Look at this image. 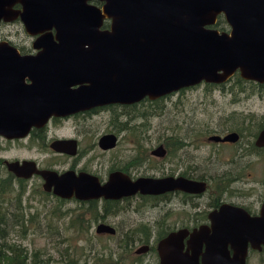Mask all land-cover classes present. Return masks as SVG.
Returning <instances> with one entry per match:
<instances>
[{"label": "water", "instance_id": "1", "mask_svg": "<svg viewBox=\"0 0 264 264\" xmlns=\"http://www.w3.org/2000/svg\"><path fill=\"white\" fill-rule=\"evenodd\" d=\"M89 1L0 0V20L18 17L27 33L38 34L34 55L19 54L0 41V136L23 137L51 115L153 100L201 82L221 83L235 71L242 79L264 83V0H98L100 6ZM16 3L20 9L13 7ZM218 14L227 32L212 27ZM25 77L31 82L24 83ZM114 140L104 134L98 145L111 147ZM258 140L264 143V129ZM64 144H70L72 154L73 141ZM4 164L15 177L38 174L44 191L66 199L198 192L204 186L184 177L131 179L120 171L100 183L90 173L38 170L30 160ZM261 214L245 225L251 247L264 244L263 209ZM96 231L113 233L114 228L102 224ZM234 249L244 264V242Z\"/></svg>", "mask_w": 264, "mask_h": 264}, {"label": "flooded vegetation", "instance_id": "2", "mask_svg": "<svg viewBox=\"0 0 264 264\" xmlns=\"http://www.w3.org/2000/svg\"><path fill=\"white\" fill-rule=\"evenodd\" d=\"M89 2L96 6L101 5L98 0ZM13 7L20 9L18 3ZM219 18L224 21L222 15L218 14L212 27L218 31L227 32L228 26L225 22L222 28H219L220 25L215 26ZM14 21L21 24L23 32L31 39L29 48L22 47L20 49L9 41H0H6L15 47L19 54H36L37 49L32 47V42L38 34L27 33L18 17L11 21L0 20V24ZM107 24L106 21L103 26L107 27ZM233 77L236 79L232 83L230 81ZM23 81L24 83L31 82L26 77ZM245 85L249 87L247 90L249 94L259 91L258 95H260L264 90V83L242 79L235 71L221 83L205 85L204 82H201L180 88L153 100L146 98L150 101H157L169 97L172 93L197 86L211 91L210 95L213 98L208 103L210 108L206 109L205 123H202L199 128L191 127L187 131V133L197 136L195 144L183 138L182 144L178 147L189 145L199 149L206 146V152L200 151L197 157L190 154V159L186 158L184 156L186 152H184L182 157L174 158L170 152H174L177 148L172 150V132L164 137L163 142H155L152 145L149 140L148 145L144 146L137 131L129 130V127H133V125L128 120L122 122L125 123L124 127L118 129L114 122L115 118H108L106 122L104 121L102 124L105 126V131L97 134L95 138L92 137L89 141V117L92 114L114 105L118 107L134 106L142 100L140 99L131 104H105L62 116L51 115L43 125L31 126L23 137L5 138L0 136V172L4 177H8L7 172H9L14 179H22V182L28 183L27 188L30 187L32 181H36L39 191L44 190L42 189L43 181L38 174L32 173L26 178L15 177L12 172L6 169L4 162L18 161L20 163L22 160H30L34 162L35 168L38 170H49L58 174L64 171H73L75 174L78 172L90 173L97 176L100 183L115 171L123 172L131 179L173 176L202 182L204 186L198 192H185L176 189L158 195L134 194L120 199H95V203L100 206V208L96 206L95 210L89 209L92 204L89 199L79 200L71 197L83 206H79L73 211L60 212L62 215L60 219L66 220L63 230H70L76 235L86 234L87 240H84V248H86L89 235H116L115 228L106 219V214L110 212L106 202L131 199L130 202H132L139 197L163 198L166 201V209L153 212L155 214L153 218L141 224L137 245L131 249V252L137 256L136 264H239V254L233 248L236 247V244L239 245L243 242V263L264 264V244L259 243L257 246L251 247L250 242L247 241L250 229L249 226L245 227L250 224L251 219L263 215L261 214L262 209L264 213V143L258 140L259 133L264 129V112L250 109L246 102L248 99L240 97L245 90ZM215 90L217 96L213 94ZM209 110H213L212 114L209 113ZM210 124H213V127ZM78 125L86 130L79 128ZM104 134L114 136L113 146L101 148L98 145L100 137ZM211 136H219L220 140H213ZM225 136H228V140H221ZM64 141L67 143L73 141L72 154L70 153V144L65 145ZM119 141L123 142L121 151L118 156H112L111 153L116 149ZM57 142H62L60 151L55 150ZM158 147H161L162 150L159 151ZM19 150L22 152L19 153ZM92 150L104 154L109 162L108 165H92L88 156L89 151ZM9 152L14 154L11 159L2 154ZM150 157H153L154 161L158 163L143 167V163H149ZM152 168H158L159 172L145 173L146 170ZM162 169L166 171L163 172ZM44 192L47 194L46 198H52L59 204L57 196H54L51 191ZM64 200L68 199L64 198ZM10 204L9 201L6 207L8 208ZM5 218L6 224L9 221L5 229H9L13 233L12 228L16 224L10 221L9 210H6ZM70 220L78 225L77 228L68 227ZM102 224L110 225L114 228V232L96 231L97 226ZM63 230L59 228V233H64ZM9 231L5 234L6 240ZM80 240L77 239V241ZM164 241L166 243H162ZM66 244L68 249L74 250L71 244L67 242ZM0 264H32V262L24 260L20 263L2 260ZM38 264L45 263L38 261Z\"/></svg>", "mask_w": 264, "mask_h": 264}, {"label": "rangeland", "instance_id": "3", "mask_svg": "<svg viewBox=\"0 0 264 264\" xmlns=\"http://www.w3.org/2000/svg\"><path fill=\"white\" fill-rule=\"evenodd\" d=\"M0 40L9 41L20 49H22V47L25 49L29 48L31 42V39L25 35L18 21L0 24ZM235 79L236 78L233 77L230 82L233 83ZM248 88L249 87L245 85V90L240 97L248 99L246 102L250 109H256V111L259 110L263 113L264 90L261 91L260 95H258L259 91L249 94L247 91ZM210 92V90H206L202 86H197L182 92L172 93L169 97L161 98L151 103L145 102L143 104L125 107H118L116 105L108 108L105 107L89 117V141L92 137L95 138L97 134L105 131V126L102 124L104 121L106 122L108 118H115L121 121L128 120L130 124L136 126L138 136H140L144 146L148 145L149 140L152 145L155 142H163L164 137L171 132L173 140H182L185 138L186 141L190 140L195 144L197 136L193 133H187V131L191 127L199 128L202 123H205L207 117L206 109L210 108L208 103L209 100L213 98ZM213 94L217 96V91L215 90ZM212 111L213 110H209V113L212 114ZM143 112L147 113L146 127L141 126V121L143 119L141 114ZM210 125L213 127V124ZM78 126L86 130L84 127ZM86 126H88V124H86ZM144 128L145 131H143ZM122 146L123 142L119 141L116 149L111 153L112 156H118ZM185 146L177 148L174 152H170V154L176 158L177 156L182 157L184 152H186L184 156L190 159V154H194L197 157L200 151L202 153L204 151L206 152V146H202L199 149L195 148V146ZM18 148H21L20 145ZM21 152L22 150H19V153ZM2 154L8 159L14 156L12 152ZM88 156L89 162L92 165L98 164L99 166H107L109 163L104 154L98 153L95 150L89 151ZM153 161L154 158L150 157L149 163H143L142 166L156 165L158 163ZM162 171L165 172L166 170L162 169ZM158 172V168L145 171V173ZM2 177H4V175L0 172V179ZM23 184L25 188L24 190V188L21 187L24 191L21 203L23 218L33 215L35 217L34 223L29 233L28 229L26 230L24 226H18L19 221H17L15 223L16 226L12 228L13 233H11L9 229L7 230L9 234L5 242L7 244L19 242L25 246L28 252H38L43 259L40 261L45 264H65L61 256L63 248L67 245L65 241H62L64 236L68 238L73 247H81L82 250H84V254L80 257L73 254L70 249L67 250L71 256L80 258V262L83 264H96L94 260L98 256L103 258L104 264H136L137 256L131 252V249L137 245V237L139 236L141 224L147 220H151L155 215L153 212L166 209V201L163 198L151 199L148 197H139L132 202H130L132 199L128 201H118L116 204L114 203V205H112L109 209L110 212L106 214V219L108 223L115 228L116 235H89L86 248H84V240H87L86 234L77 236L70 230H63L66 226V220L64 218L60 219L62 216L60 213L61 211H73L79 208V206H83V204L73 200V198L63 200V202H59L58 204L52 198H46L38 194L39 189L36 187V181H32L29 188H27L28 183L23 182ZM12 187L16 190L19 189V187L15 185ZM5 196L8 198L7 204L10 200L8 195ZM2 204L4 209L9 210V212L12 211L11 204L8 208L5 202ZM96 206L100 208L99 204H96ZM98 216L100 217V215ZM8 224L9 221H7V225ZM35 225L36 228L33 229ZM48 225L54 226L56 229L48 230ZM59 228H61L64 233H59ZM20 233L25 234L26 237L20 239ZM77 239L81 240L77 241ZM123 247H125V249H123ZM47 257L50 258L49 261H45ZM28 258H30V256H28ZM28 262H30V260Z\"/></svg>", "mask_w": 264, "mask_h": 264}, {"label": "trees", "instance_id": "4", "mask_svg": "<svg viewBox=\"0 0 264 264\" xmlns=\"http://www.w3.org/2000/svg\"><path fill=\"white\" fill-rule=\"evenodd\" d=\"M106 22V21H105ZM224 21L219 18L218 22L215 24L216 25H220L219 28H222ZM238 78V77H237ZM239 81V80H238ZM241 82V81H239ZM208 83H205V85ZM155 101V100H154ZM145 102H153L150 101L146 98L142 99L141 101H139L137 104H143ZM146 112H143L141 114V117L143 118L141 121V126L142 127H146L147 123H146ZM125 120L121 121L118 119H115L114 122H116V125L118 127V129H120L121 127H124ZM129 130L131 132L137 131L136 126L133 125V127H129ZM145 130V128L143 129ZM182 144V141L180 139H174L173 140V149L175 150V148L180 147V145ZM8 173V177H3V179H0V261L5 260V261H10V262H24V260H27L30 262H32V264H38V261H42V257L39 255L38 252H28V250H26L25 246H23L21 243H17V242H11V244H7L5 242L6 240V232L7 230L5 229L6 227V211L7 209H4L3 204L5 202L8 201V198H6L5 195H8L9 200L11 201V206H12V211L9 212V216H11L10 221H12L13 223H16L17 221H19L18 226H24L26 228V230L28 229V232L30 233L31 230V226L34 223V216L33 215H29L23 218V211H22V197L24 196V191L22 190V188H24V184L22 182V179H18V178H13V175ZM18 186L19 189L16 190L14 189L12 186ZM22 187V188H21ZM25 190V188H24ZM38 194L40 196L46 197L47 194L44 191H39ZM136 195H138V193H136ZM59 202H63L64 198H60L57 197ZM96 200H90L89 202H91L92 204H90L89 209H93L95 210L96 208V204H95ZM118 201L117 200H111L106 202V206L108 209H110L112 207V205H114V203L116 204ZM35 215V214H34ZM8 226V225H7ZM46 226V225H45ZM74 226L75 228H77V224H75V222L73 220L69 221V225L68 227H72ZM36 228V225L34 226L33 229ZM48 230H52V229H56L54 226L48 225L47 226ZM77 236H81V235H77ZM75 236V237H77ZM26 235L23 233H20L19 238H25ZM18 239V238H17ZM62 241H65L69 244L70 241L68 240V238L64 236V239ZM73 247V246H72ZM73 249H70L72 251L73 254H75L77 257H80L82 254H84V250H82L81 247H76L74 246ZM67 250H69L67 247L63 248V252H61V256L63 258V261L65 264H83L80 262V258H75L73 256H71V254L69 252H67ZM28 256H30V258H28ZM49 257H47L45 259V261H49ZM76 259V260H75ZM95 263L96 264H104L103 263V258L101 256H98L95 258ZM52 263V262H51ZM46 264H50V263H46ZM53 264V263H52Z\"/></svg>", "mask_w": 264, "mask_h": 264}]
</instances>
